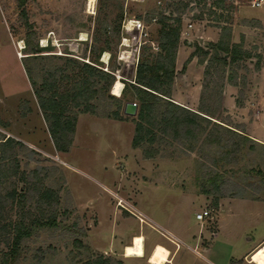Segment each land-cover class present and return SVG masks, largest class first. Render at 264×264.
<instances>
[{
    "label": "rangeland",
    "instance_id": "obj_1",
    "mask_svg": "<svg viewBox=\"0 0 264 264\" xmlns=\"http://www.w3.org/2000/svg\"><path fill=\"white\" fill-rule=\"evenodd\" d=\"M250 1L223 0L217 6V0H92L93 9H89L87 0H26L23 9L34 32L33 42L44 48V56L30 64L36 85L49 71L64 66V56L110 72L113 81L122 83L118 96L111 93V83L103 96L90 100L93 114L77 113L71 146L63 154L53 146L22 66L27 29L17 0H0V140L9 136L22 143L15 147L18 171L0 192L24 186L18 174L32 177L35 169L41 188L56 191L58 198L55 225L35 230L19 245L17 258L7 264H134L101 254L95 244L107 235L111 221L117 220L116 228L124 235L137 230V218L126 214L138 216L135 206L154 223L149 226L146 218L140 222L150 238L162 239L155 228L171 227L180 235L193 234L202 246L215 244L221 257L238 256L264 235V205L254 202L264 200V20L257 19H264V3L252 7ZM160 14L169 17L171 24L173 17H180L177 47L189 52L177 70L176 85L180 88L190 76L191 86H200L192 109L212 122L242 130L253 143L234 149L218 143V133L209 143L202 133L197 141L163 136L152 144L131 146L136 114L124 115L123 104L137 102L129 83L138 61H153L159 51ZM124 17L140 19L146 33L130 47L121 45ZM225 27L229 35L222 40L228 46L239 44L248 58L230 63L227 57L223 65L213 60L216 52L210 44L217 42ZM122 50L132 52L130 66L118 58ZM105 52L106 63L101 61ZM191 53L194 63L183 78L190 60L182 66ZM205 69L209 75L204 76ZM63 73L69 75L71 70ZM230 79L236 84H230ZM59 83L66 89L72 84L67 79ZM228 84L230 91H226ZM102 85L104 80L95 88ZM200 106L208 115L198 110ZM116 109L121 120L111 117ZM68 110L69 114L77 111L71 106ZM144 149L154 152L153 156L145 158ZM3 152L9 150L4 147ZM34 207L28 202L24 209L35 214ZM8 208V219H15L18 210ZM203 210H209L208 216L195 220L194 215ZM10 237L0 226V258L10 248ZM168 254L164 245L155 244L147 262L165 264Z\"/></svg>",
    "mask_w": 264,
    "mask_h": 264
},
{
    "label": "trees",
    "instance_id": "obj_2",
    "mask_svg": "<svg viewBox=\"0 0 264 264\" xmlns=\"http://www.w3.org/2000/svg\"><path fill=\"white\" fill-rule=\"evenodd\" d=\"M25 1L17 0V6L20 8V14L27 29L25 33V56L22 59V66L32 86L33 94L36 97L37 105L41 110L53 146L56 151L65 153L68 152L72 143L77 113H94L95 107L90 100L97 95H104V90L114 82L113 76L110 72L98 69L92 64L64 56V66L55 67L52 71H49L36 85L31 76L30 64L44 56L41 54L44 48L39 47L37 42H33L34 32L31 30V23L27 21L23 9ZM222 2L223 0H217L215 4L221 6ZM168 20H170L169 17L160 14L157 20L159 24L157 41L159 51L155 54L153 61L147 59L138 61L133 83H129L132 94L137 100L135 102L137 108L136 117L133 121L131 146H142L144 143L152 144L157 138L161 139L163 136L197 141L202 133H204L205 141L208 143L213 134L218 133L217 142L223 143L222 146L224 147L232 146L234 149L248 142L253 143V140L244 134L242 130L237 131L212 122L209 118L170 101V89L174 76V60L181 20L179 16L172 18L173 24L168 23ZM229 30L225 27L217 42L210 44V47L216 52L213 60L222 65L225 64L226 59L219 55V52L226 54L230 63L249 56V53L241 49L239 44L228 46L227 42L222 40L223 37H228ZM82 40H85L84 36ZM193 55L194 53L189 54L182 68L185 67ZM129 61H124V64L130 66ZM68 68L71 70L69 75L63 73ZM207 74L209 75L207 69H205L204 76ZM60 79L70 80L72 82L71 88L62 87L59 83ZM100 80H104L105 85L95 88ZM230 84L235 85L236 83L230 79ZM206 86L207 83L204 82L202 87L206 88ZM61 87L63 90L60 91ZM109 96L117 100L113 96ZM70 106L72 110L76 109L77 111H71L69 114L68 107ZM198 110L208 115V110L203 106H200ZM111 117L115 120H121L118 109L112 112ZM207 125L210 126L209 129H206ZM1 139L0 190L8 178L18 171L15 147H22V143L12 137L7 136ZM248 146L251 147V145ZM4 147L9 152H3ZM153 154L154 152L151 150H143L145 158H149ZM18 180L24 183V186L18 188L14 186L4 193L0 192V226L5 229V232L11 233L10 248L8 252L2 254L0 264H7L9 260L16 259L19 253V245L35 230L55 225L54 206L58 200L56 191L41 188V178L35 169L32 171V177L20 172ZM215 181L212 182V185H215L217 189L219 186ZM28 202L34 203L35 214H30L24 209L25 204ZM8 206L10 208L14 206L18 210V215L13 220L8 219L10 218L8 214L11 211L9 208L6 209ZM3 219H6V221Z\"/></svg>",
    "mask_w": 264,
    "mask_h": 264
},
{
    "label": "crops",
    "instance_id": "obj_3",
    "mask_svg": "<svg viewBox=\"0 0 264 264\" xmlns=\"http://www.w3.org/2000/svg\"><path fill=\"white\" fill-rule=\"evenodd\" d=\"M258 20L262 21L264 19L257 18ZM215 39L217 40L218 37L216 36ZM188 44V42H187ZM188 50L183 49L180 45H178L176 50V56H175V73L174 78L172 82L171 87V98H173L174 102L177 104H180L181 106H184L194 112H197L196 110L192 109V103L195 101V104H197L200 86L196 85L194 87L191 86L189 83L190 76H188L189 72L191 71V66L194 63L193 60H190V62L186 65V71L183 75V78H186V84L183 86H180V88H177L176 85V74L177 70L183 61V59L187 56ZM226 91L231 90V86L228 84L226 86ZM194 100V101H193ZM190 105V106H189ZM254 124L257 123L256 121L253 122ZM246 130H248V126L246 125ZM252 138V137H251ZM131 141V140H130ZM63 153V152H62ZM68 152H65L63 154H67ZM68 166H70L71 169L76 170L78 172H82L79 168L76 166H73L68 163ZM109 190V189H107ZM110 191V190H109ZM233 200H240L238 198H235ZM232 200V201H233ZM244 200V199H243ZM257 203H260L261 205H264V200L262 201H254ZM135 209L139 213L138 216H134L132 214L126 213L134 218H137L138 220V229L132 230L129 234L127 233L124 235L122 231L117 227V220H115V223L113 221L110 222V230H106V234L104 236V239L97 240V243L95 244V248L101 252V254H104L106 256H116L123 261L131 262L134 264H149L147 262V255L150 253L152 247L155 244H161L164 245L169 254H168V261L165 264H253L249 261V257L251 253L259 247L261 244L264 243V235L254 241L251 245H249L241 254L238 256H232L229 254H225L224 257H221V255L217 254L215 251V244L210 245L208 247L202 246L200 243L199 238L195 237L193 234H190L189 236H184L178 234L174 228H163L161 227L162 231L155 228L157 232L160 234V238H150L147 232H143L140 226V222L144 223L142 218L147 219V224L151 227H154V223L147 218V216L142 213L136 206ZM114 210V209H113ZM116 213L117 211L114 210ZM142 216V217H140ZM125 219L126 217H122ZM139 218L141 220H139ZM195 219V218H194ZM98 222L95 227H97ZM140 235L143 239L142 241V255L136 256V255H125V247L129 244H131L132 239L134 236ZM247 241H249V238H246ZM251 241V240H250ZM100 245V249H98Z\"/></svg>",
    "mask_w": 264,
    "mask_h": 264
},
{
    "label": "built area",
    "instance_id": "obj_4",
    "mask_svg": "<svg viewBox=\"0 0 264 264\" xmlns=\"http://www.w3.org/2000/svg\"><path fill=\"white\" fill-rule=\"evenodd\" d=\"M125 1L131 2V3H137V2H141L143 0H125ZM159 1L160 0H158V2ZM263 3H264V0H251L250 1V5L252 7H258V6L262 5ZM91 8L93 9V4L91 5ZM143 29H144V25L140 19L134 18V17H124L122 22H121V30L125 33V36L121 38V45L123 47H130V45H135L136 43H138V41L142 37V35L146 34ZM126 51H129V50L120 51L118 58L120 59L121 54L123 52H126ZM129 52L131 53L130 59H133L132 52L131 51H129ZM120 60H123V59H120ZM104 63H106V62H104ZM119 206H121V205L119 204ZM208 214H209V210H203V211L196 213L194 215V218L197 221H202L205 217L208 216ZM140 217H142V216H140ZM139 220H141V219L139 218Z\"/></svg>",
    "mask_w": 264,
    "mask_h": 264
},
{
    "label": "bare ground",
    "instance_id": "obj_5",
    "mask_svg": "<svg viewBox=\"0 0 264 264\" xmlns=\"http://www.w3.org/2000/svg\"><path fill=\"white\" fill-rule=\"evenodd\" d=\"M92 0H87V6L89 9H91ZM42 45L45 42V40H42ZM20 48L21 42H18ZM108 58L107 52H105L102 56L101 61L106 62ZM131 53L129 51L123 52L121 54L120 59H123V61L130 60ZM119 77V76H118ZM122 89V83L120 80L116 79L114 80L112 86H111V93L115 96H118L120 94V91ZM143 238L140 235H136L133 237L131 244L127 245L124 249L125 255H136L141 256L142 255V240ZM249 261L253 264H264V243L261 244L259 247H257L250 255Z\"/></svg>",
    "mask_w": 264,
    "mask_h": 264
},
{
    "label": "water",
    "instance_id": "obj_6",
    "mask_svg": "<svg viewBox=\"0 0 264 264\" xmlns=\"http://www.w3.org/2000/svg\"><path fill=\"white\" fill-rule=\"evenodd\" d=\"M219 55H221L223 58L227 57L226 54H222L221 52H219ZM136 108L137 106L135 102L127 101L123 104L122 113L124 115L134 116L136 114Z\"/></svg>",
    "mask_w": 264,
    "mask_h": 264
}]
</instances>
